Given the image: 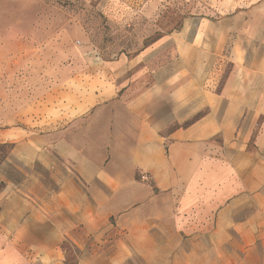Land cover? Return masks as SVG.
<instances>
[{
	"label": "crops",
	"instance_id": "0c3cea01",
	"mask_svg": "<svg viewBox=\"0 0 264 264\" xmlns=\"http://www.w3.org/2000/svg\"><path fill=\"white\" fill-rule=\"evenodd\" d=\"M1 11L0 126L10 128L0 137L14 141L19 125L69 127L46 140L51 148L35 136L13 151L11 162L21 166L11 167L22 182L7 183L0 196V264H68L65 243L93 253L85 264H109L115 252L122 263L135 250L122 236L110 241L109 222L121 217L120 190L139 186L138 174L180 188L189 173L207 171V158L222 165L217 158L231 150L249 157L244 169L253 166L247 142L264 114V66L255 65L264 53L254 56L248 45L260 33L264 45V23L255 30L249 21L231 56H221V48L232 28L219 20L200 27L191 43L182 41L176 59L153 56L154 45L131 60L103 61L75 50L47 52L28 26ZM194 47L201 50L190 56ZM226 64L231 72L219 87ZM176 173L184 174L180 183ZM216 189L222 196L239 187ZM260 207L264 213V202Z\"/></svg>",
	"mask_w": 264,
	"mask_h": 264
},
{
	"label": "rangeland",
	"instance_id": "374dc122",
	"mask_svg": "<svg viewBox=\"0 0 264 264\" xmlns=\"http://www.w3.org/2000/svg\"><path fill=\"white\" fill-rule=\"evenodd\" d=\"M6 8L8 18L28 26L31 38L47 52L75 50L103 61L131 60L154 45L158 48L153 56L176 59L181 56L182 41L191 43L200 27L219 20L225 21L223 28H232L227 35L223 29L221 48V56H231L238 36L244 42L246 24L253 22L256 30L264 23V0H0V20L5 19L1 10ZM248 46L254 56H261V33ZM200 50L194 47L187 52L197 56ZM255 65L261 68L264 62L255 61ZM230 72V64L224 65L216 77L219 87ZM68 127L19 125L10 137L14 141L0 137V196L7 183L22 182V173L11 167L21 166L11 161L22 139L37 136L51 148L48 144L52 142L46 140L67 132ZM9 128L0 126L2 131ZM263 133L264 114L256 117L253 136L247 142V151L253 155V166L248 169L244 168L249 157L231 150L230 157L216 156L222 165H213V158H207V171L189 173V181H182L180 188H161L151 175L138 174L139 186L120 190L124 200L121 217L114 216L109 222L110 241L122 236L135 251L122 263L116 260L117 252L111 253L109 264H264ZM230 158L236 164L234 174ZM183 175L176 173L175 180L180 183ZM232 182L238 184V191L215 196L219 194L216 187ZM93 244L96 241L89 242L88 250ZM65 245L68 264H85L93 255Z\"/></svg>",
	"mask_w": 264,
	"mask_h": 264
}]
</instances>
